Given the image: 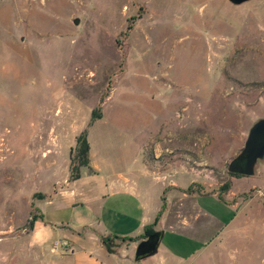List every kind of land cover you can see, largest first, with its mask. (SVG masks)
<instances>
[{
  "label": "rangeland",
  "instance_id": "obj_1",
  "mask_svg": "<svg viewBox=\"0 0 264 264\" xmlns=\"http://www.w3.org/2000/svg\"><path fill=\"white\" fill-rule=\"evenodd\" d=\"M95 109L101 118L88 127ZM260 118L264 0H0V264H71L67 240L32 245L28 223L37 207L67 220L62 199L45 200L71 182L86 129L80 173L144 164L175 184L156 226L162 245L173 242L165 228L189 220L195 254L183 264H264V160L249 177L227 171ZM225 181L238 208L198 199L222 223L216 230L183 192H217Z\"/></svg>",
  "mask_w": 264,
  "mask_h": 264
},
{
  "label": "crops",
  "instance_id": "obj_2",
  "mask_svg": "<svg viewBox=\"0 0 264 264\" xmlns=\"http://www.w3.org/2000/svg\"><path fill=\"white\" fill-rule=\"evenodd\" d=\"M92 167L95 169L91 173L81 172L79 179L66 183L65 187L60 186L45 200L48 205H58L59 199H62L66 203L65 207L55 208L59 211L69 209L66 221L47 218L46 213L37 207L38 218L33 222L30 235L32 245L44 246L59 238L67 240L69 249L63 254L71 264H178L182 263L181 260H186L189 254H195L191 250L196 236L185 231V221L189 220L184 218L178 220L182 221L179 228H165L170 230L173 242L166 241L162 245L164 227L158 229L156 224L153 226L155 231L161 232L154 252L160 254L158 259L151 260L148 256L135 259L138 242L146 238H142L144 227L152 224L157 217V225L160 221H167L165 217L159 218V215L167 202L166 195L175 191V184L163 181L164 176L156 175L144 164L140 171L115 172L103 177H100L99 169L93 164ZM84 178H87L88 184L82 183ZM193 192L188 195L194 199L193 209H196L197 216H207L210 225L214 224L216 230L220 229L222 223H218L216 216L206 214L198 199L212 196L221 204L238 208L237 203L227 202L228 199L224 196L225 201H221L217 192ZM185 195L183 192V196ZM230 195L234 196L231 190L226 194L227 198ZM116 236L132 237L134 240L121 242L114 239L118 246L113 252H109L104 241ZM159 247L162 249L160 253Z\"/></svg>",
  "mask_w": 264,
  "mask_h": 264
},
{
  "label": "water",
  "instance_id": "obj_3",
  "mask_svg": "<svg viewBox=\"0 0 264 264\" xmlns=\"http://www.w3.org/2000/svg\"><path fill=\"white\" fill-rule=\"evenodd\" d=\"M232 5H241L250 0H228ZM78 23L77 20L74 21ZM264 160V118L255 121L250 127L243 148L239 154L228 164L230 174L249 177L254 175L257 160ZM161 232L156 231L138 242L134 257L140 259L154 253L157 249Z\"/></svg>",
  "mask_w": 264,
  "mask_h": 264
},
{
  "label": "trees",
  "instance_id": "obj_4",
  "mask_svg": "<svg viewBox=\"0 0 264 264\" xmlns=\"http://www.w3.org/2000/svg\"><path fill=\"white\" fill-rule=\"evenodd\" d=\"M130 29H131V26L129 23V24H127V30L123 33V36H126V34L129 32ZM100 118H101L100 109L93 110L91 117H90V122L88 124V127L92 126V124ZM87 135H88V131L86 129V130H83L80 133V135H78L76 137L75 155L73 157H71V159H70V180L71 181H75V180L79 179L81 168H88L89 169L90 146L88 143ZM228 174L231 177H242V176L235 175V174H230V173H228ZM230 188H231V182L225 181L220 186V188L217 190V196L221 201H223V202L225 201L223 196L229 192ZM193 190H194V186L191 185L186 189L185 193L186 194H192ZM37 218L38 217L36 215H33V217L31 218V221H29L28 227L30 229H32L33 222L35 220H37ZM156 221H158V217L153 221L152 224H149V225L144 227V232H143L142 238H145V237L149 236L150 234L156 232L155 229L153 228V226L156 224ZM114 239H116V240L118 239V241H121V242L127 241V240H134L132 237H119V236L113 237L111 239L107 238L106 241H104V243H105V246L109 252H113L115 250V248L118 246V244L114 242Z\"/></svg>",
  "mask_w": 264,
  "mask_h": 264
},
{
  "label": "built area",
  "instance_id": "obj_5",
  "mask_svg": "<svg viewBox=\"0 0 264 264\" xmlns=\"http://www.w3.org/2000/svg\"><path fill=\"white\" fill-rule=\"evenodd\" d=\"M54 247H57L58 246V241H55L54 244H53Z\"/></svg>",
  "mask_w": 264,
  "mask_h": 264
}]
</instances>
